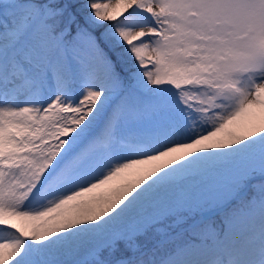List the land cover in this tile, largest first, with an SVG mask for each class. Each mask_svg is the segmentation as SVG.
<instances>
[{"label": "snow or ice", "instance_id": "obj_1", "mask_svg": "<svg viewBox=\"0 0 264 264\" xmlns=\"http://www.w3.org/2000/svg\"><path fill=\"white\" fill-rule=\"evenodd\" d=\"M0 264H264V0H0Z\"/></svg>", "mask_w": 264, "mask_h": 264}]
</instances>
